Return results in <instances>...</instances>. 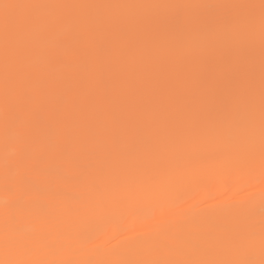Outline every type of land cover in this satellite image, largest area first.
I'll return each instance as SVG.
<instances>
[{
    "label": "snow or ice",
    "instance_id": "6c2138e0",
    "mask_svg": "<svg viewBox=\"0 0 264 264\" xmlns=\"http://www.w3.org/2000/svg\"><path fill=\"white\" fill-rule=\"evenodd\" d=\"M112 5L0 2L4 41L6 201L0 264H48L27 258L46 243L20 233L14 211L49 201L94 205L162 181L176 153L211 143L228 157L256 153L259 9V156L264 169V0L255 4H175L167 14L129 17L49 11ZM17 192L29 197L17 201ZM35 197L36 199H32ZM255 215L248 209L249 220ZM260 229L176 232L161 251L186 258H127L101 264H264ZM259 249L260 259L254 258ZM224 251L231 258H202Z\"/></svg>",
    "mask_w": 264,
    "mask_h": 264
},
{
    "label": "bare ground",
    "instance_id": "6f19581e",
    "mask_svg": "<svg viewBox=\"0 0 264 264\" xmlns=\"http://www.w3.org/2000/svg\"><path fill=\"white\" fill-rule=\"evenodd\" d=\"M14 4H78L112 5L75 10H49L82 13L91 16L129 17L167 14L165 8L129 7L137 5L175 4H255L260 0H0ZM254 47L256 66V153L228 157L211 143L191 144L176 153L170 174L154 184L137 187L108 198L102 203L77 204L72 200L49 201L45 209L39 205L28 211H14L20 233H40L46 243L34 255L48 264H101L127 258H186L184 254L169 255L161 251L167 236L182 233H215V226L225 229H260V209L264 206V169L259 156V77L260 37L259 9ZM4 41L0 31V108L4 95ZM15 142L7 146L0 115V233L4 229L6 201L12 197L4 190L3 164L13 159ZM17 201L29 199L17 192ZM32 199H36L32 197ZM248 209L255 215L249 220ZM3 256L0 254V259ZM202 258L226 259L230 254L216 251ZM254 258L260 259L257 247Z\"/></svg>",
    "mask_w": 264,
    "mask_h": 264
}]
</instances>
